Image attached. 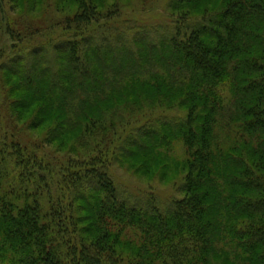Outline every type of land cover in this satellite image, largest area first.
Listing matches in <instances>:
<instances>
[{
	"label": "trees",
	"instance_id": "obj_1",
	"mask_svg": "<svg viewBox=\"0 0 264 264\" xmlns=\"http://www.w3.org/2000/svg\"><path fill=\"white\" fill-rule=\"evenodd\" d=\"M202 1L199 22L183 12L159 48L137 40L117 57L77 48L78 37L95 41L79 31L37 40L45 22L31 14L41 4L47 14L49 0H0L12 40L0 51L11 126L4 133L0 113V233L26 254L22 264H264V0L169 9ZM55 10L75 13L56 21L66 32L97 14L94 0H56ZM175 111L186 115L168 117ZM16 126H46L45 137L23 143ZM177 141L183 198L118 190L112 166L161 171ZM55 143L58 157L44 149ZM124 226L140 245L122 239Z\"/></svg>",
	"mask_w": 264,
	"mask_h": 264
},
{
	"label": "clouds",
	"instance_id": "obj_2",
	"mask_svg": "<svg viewBox=\"0 0 264 264\" xmlns=\"http://www.w3.org/2000/svg\"><path fill=\"white\" fill-rule=\"evenodd\" d=\"M49 2L52 3L53 7L47 14L42 11L47 8L46 4H41L37 12L31 14L32 18L43 19L45 22V31L36 39L54 40L57 36L61 39H72L73 32L79 31L84 36H94L95 41H86L82 37H78L81 42L76 47L83 51L88 49L89 45L94 44L90 51L95 52L97 56H102L106 49H111L113 55L118 57L119 52L125 47H131L135 50L137 40L145 48H151L153 45L159 48L165 34L154 28L151 30L142 28L141 25H152L166 17H170L169 22H172L177 20L183 12H191L192 19H198L201 14L195 7L173 13L166 8L168 0H153L145 11H141L144 5L140 3V0H94L97 14L91 17V22L82 24L78 28L76 22H73L71 31L66 32L67 24L61 23L59 27H56V21H62L63 16L75 15V13H57L55 10L56 0H49ZM113 5L119 9L115 16L109 19L100 15L107 13L109 9L116 12V9L112 8ZM97 20L99 23L96 22ZM137 33H141V35H137ZM151 191H157L160 194L164 190L150 189L147 184L136 185L128 189V192L133 196H146ZM10 243L0 233V264H22L26 254L22 250L17 251L18 245L17 248H10ZM32 252H35V248L32 249Z\"/></svg>",
	"mask_w": 264,
	"mask_h": 264
},
{
	"label": "rangeland",
	"instance_id": "obj_3",
	"mask_svg": "<svg viewBox=\"0 0 264 264\" xmlns=\"http://www.w3.org/2000/svg\"><path fill=\"white\" fill-rule=\"evenodd\" d=\"M153 0H140V3L144 5V7L141 8V11H145L147 9V6H149ZM204 1L200 2L199 4H192L189 8L195 7L197 10L200 11V15L198 19H192V13L189 12L190 19L195 20L196 22H199L202 19L203 13H205V8H204ZM173 4V0H168L166 8L170 11L172 9H169V6ZM203 4V5H202ZM206 5V4H205ZM185 9V8H184ZM211 9V8H210ZM13 17V15H10ZM1 19V18H0ZM171 20L170 17H166L161 19L158 22H155L152 25H141L142 28H148V29H158L161 28V31L163 30L167 31L168 29L172 28V22H169ZM2 22L0 23V51L7 50L8 53H10V48L12 46V40H10L6 35H5V29ZM159 30V29H158ZM164 31V32H165ZM5 48V49H4ZM2 63V62H1ZM23 94H18L12 96L13 99L16 98H22ZM5 119V128H4V133L6 132V128H8L9 121L6 119V115L4 113V108L1 107V112H0ZM165 113V112H161ZM159 114L160 116H163V114ZM167 114V113H166ZM172 118H181L183 115H186V112L183 111L182 113H177L175 112H168V117L169 116ZM170 117V118H171ZM9 118V116H8ZM146 122V119H143V123ZM11 124V120H10ZM15 124L13 125L14 128ZM11 127V126H10ZM17 128H21V126H16ZM19 138L22 140L23 143L28 142L29 144H32L34 141L36 142H41L43 138L45 137V132H46V126L42 127L41 129L35 131V132H29L25 133L23 130H20ZM9 132V131H7ZM58 143H55L47 148L44 147L45 150L49 151L50 154L53 157H58L57 152H56V146ZM169 158L168 162H164V164H167V167H161V171L159 170H154L151 172L150 175H147L146 173H143L142 171L140 173L135 172L134 169H132L129 166H126V162L122 166L114 165L110 169V173L112 175V178L118 188L119 191L127 194H131L128 192V189L130 187H134L136 185H142V184H147L150 189H163L164 191L160 194H158L157 191H151L148 193V195H155L157 198L162 199L163 201H171V199H181L184 197V194L180 192V187L183 183V180L186 176V172L184 170V166L182 164L185 162L187 158V153L185 148L183 147V144L181 141H177V143H174L173 146L165 152ZM131 164V163H129ZM136 164V162L132 163ZM174 166H176L174 168ZM134 167V166H133ZM173 168L171 171L169 168ZM132 195V194H131ZM146 195V196H148ZM143 196V195H141ZM141 196H136V197H141ZM122 232V239L124 241H134L137 245H140V243L143 241V237L141 233L136 229V228H131L128 226H124V229Z\"/></svg>",
	"mask_w": 264,
	"mask_h": 264
}]
</instances>
